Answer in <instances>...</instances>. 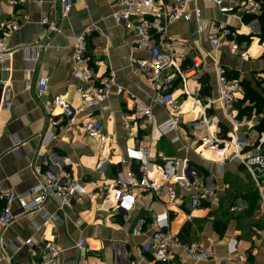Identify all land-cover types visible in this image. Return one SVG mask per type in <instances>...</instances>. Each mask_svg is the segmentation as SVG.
<instances>
[{"label":"crops","instance_id":"0c3cea01","mask_svg":"<svg viewBox=\"0 0 264 264\" xmlns=\"http://www.w3.org/2000/svg\"><path fill=\"white\" fill-rule=\"evenodd\" d=\"M198 5L203 9L207 31L199 32L195 20H179L170 29L171 37L191 51L183 55L177 64L186 68L192 63V56L196 53L206 56L212 50V25L216 20L223 19L232 27L241 28L242 35L251 37L250 40L240 42L250 53V58L244 60L239 55H232L223 46L217 53L219 63L228 68L230 75L242 79L246 90L247 85L256 86L257 82L264 87V77L261 75H264V38H261L260 20L243 15L242 21H239L232 14L221 13L211 2H200ZM117 6L112 0H81L61 20V32L48 35L42 18L51 15L60 19V0H22L14 5L10 0H0V23L11 21L20 24V28L8 41V45L14 49L11 61L0 63L2 189L17 193L31 189L38 183V177L30 163L40 162L46 156H50L55 163L63 161L60 157L68 158L71 163L68 169L73 176L84 182L88 190L96 189L105 181L111 182L118 176V162L126 145L140 140L143 144H151L150 151L152 155H157L159 162L162 161L161 156L179 158L182 167V160L188 159L191 165L211 176L216 185L215 198L205 201L200 207H192V196L202 191L206 181L198 177L192 180L191 187L178 186L179 200L174 204L165 203L167 196L164 187L156 193L140 195L131 217L127 219L113 213L109 209L111 203L104 202L101 197L93 200L87 198L83 203L73 202L63 207L57 200H48L46 210L55 220L44 218L40 212L17 218L3 235L7 252L12 253L15 264H32L33 257L29 247L23 246L16 251V244L33 237L39 243L57 242L61 248L62 264H116L111 241H125L131 251L136 246L146 245L156 230L153 220L155 214L168 208L169 230L172 234L186 241L213 245L215 249L214 257L202 262H196L183 251L177 250L170 264H264V211L259 205L251 175L240 160L236 156L224 159L221 153L212 150H205L201 155L190 148L185 149V142H171L172 134L149 143L150 126L144 118L134 115V101L136 98L149 104L155 92L149 87L146 77L135 73L130 66L132 58L144 57L146 53L137 50L135 34L126 31L123 25L115 23L111 17ZM83 32L87 34L88 55L94 71L98 75L114 71L116 82L129 92L121 96L113 94L108 100L82 113V117L89 115L101 118L106 130L115 133L110 136L109 146L102 155L97 140L88 137L79 127L62 123L53 129L56 136L46 146H43L40 136L48 126L45 115L47 101L61 94L74 105L80 103L76 91L78 79L74 75L77 67L72 62L71 42ZM42 41L50 45L41 51L35 71H28L26 59L35 57L34 46ZM4 65L11 69H4ZM42 75L49 77V84L47 95L39 98L36 86ZM2 81H6V87L14 95L13 106L9 109L3 105ZM26 82L31 84L30 89H26ZM217 88L216 66L208 57L205 58L202 69L193 76L188 79L181 76L175 78L172 91L181 102L183 132L188 129V122L201 114L205 99L216 94ZM242 99L241 96L235 107ZM153 111L159 121L165 120L169 115L168 109L157 103L153 104ZM209 111L216 112L224 119L223 107L219 103ZM246 114L254 117L256 125L249 132L255 135L264 113L254 111ZM16 141L21 143L18 144V149H15ZM234 205L236 209L233 211L231 207ZM14 207H18L17 202ZM141 217L146 219L143 231L134 235L135 223ZM81 238L87 239L84 250L78 247ZM233 245L237 252L231 254L230 247ZM236 253H245L248 260H230V256ZM144 255L145 259L136 256L141 264H163L154 261L150 252ZM83 256L85 259L82 262ZM0 264H8L2 250Z\"/></svg>","mask_w":264,"mask_h":264},{"label":"built area","instance_id":"2783aa9c","mask_svg":"<svg viewBox=\"0 0 264 264\" xmlns=\"http://www.w3.org/2000/svg\"><path fill=\"white\" fill-rule=\"evenodd\" d=\"M22 0H10L11 4H18ZM81 0H60V19L51 15L42 18V24L46 27L48 35L61 32V20L69 15L73 7ZM118 5L112 11L111 17L115 23L123 25L126 31L135 34L136 48L146 53L144 57L132 58L130 66L138 75L147 79L149 87L155 92L152 102L146 104L135 98L134 115L144 118L150 126L149 143L171 135V142H185V149L204 154L205 150H212L222 154L224 159L236 156L241 164L251 175L255 189L259 196V205L264 211V130H257L251 135L249 130L256 125L254 117L241 113L235 107L240 97H244L246 86L242 79L228 76V68L219 63L217 53L224 46L232 55H239L244 60H249L250 54L239 41L242 35L241 28H234L226 20H216L210 31L212 50L206 56L196 53L192 56V63L182 68L177 64L183 55L191 51L183 47V44L171 37L172 25L179 21H193L197 23L198 31H207L204 26L203 9L200 2H211L224 15H234L242 21L243 15L258 17L263 12L264 0H112ZM252 24V23H251ZM250 25V24H249ZM94 26H92L93 28ZM20 28L18 22L0 23V63L11 61L14 49L8 45L9 38ZM50 43L38 42L34 46L35 57L26 59L28 71H35L36 61L41 51ZM73 47L72 62L75 64L74 75L78 79L76 91L80 97V103L74 105L64 95H55L46 102L47 128L40 134L43 146H46L56 135L53 130L62 123L68 126L79 127L90 138L97 140L100 154L109 146L110 133L106 130L104 122L99 117L86 118L82 113L108 100L113 94L121 96L129 92L115 80L116 73L110 71L105 75H98L90 65L88 55L87 34L83 32L76 35L71 42ZM214 61L217 70L218 88L216 94L207 97L202 106V112L196 118L188 122V129H183V119L180 114L181 102L172 91L173 81L177 76L188 79L202 69L205 58ZM10 70V66L3 67ZM263 77L264 75L261 74ZM6 81L1 82L4 87L2 101L6 108H11L14 103V95L10 88L6 87ZM49 77L40 76L37 80L36 92L39 98L47 95ZM6 87V88H5ZM26 89L32 86L25 83ZM196 98V96H195ZM200 102V100H197ZM157 103L168 109L169 115L159 121L153 111V104ZM202 103V102H201ZM219 103L223 107L222 119L216 112L209 110ZM112 134V135H111ZM3 133L0 131V139ZM151 141V142H150ZM20 142H15L18 149ZM151 144H143L140 140L132 145H126L121 156L120 171L111 182L105 181L96 189L88 190L86 184L73 176L70 160L66 157L61 163H55L52 158L45 157L40 162H31L38 177V183L24 193L13 190H4L0 182V250L8 264L13 262V255L7 252V244L3 238L4 233L11 228L14 221L21 217L40 212L46 219H54L46 210L48 200H57L61 207L73 202L83 203L102 198L109 201V209L125 219L130 218L134 205L140 195L144 193H156L165 188L167 196L166 204H174L179 200L178 186L191 187L192 180L197 176L206 179L202 191L192 196L193 208L200 207L205 201L215 198L216 185L211 176L191 165L188 159H183L180 167L179 158H166L161 156V162L157 155H152ZM1 161V154H0ZM18 203L15 208L14 204ZM232 206L231 210H235ZM55 220V219H54ZM156 230L148 239L147 244L134 247L131 251L127 243L122 240H112L113 257L116 264H141L137 258L145 259V253L150 252L154 261L170 264L175 257V251H183L184 254L196 262L208 261L215 255L213 245H205L198 241H186L180 236L172 234L169 230L170 213L164 209L156 213L154 217ZM146 219H137L133 234L138 235L143 231ZM38 229V227H37ZM236 243L237 240L233 239ZM87 239L81 238L78 247L86 249ZM17 250L28 246L33 257L32 264H62L60 261L61 248L55 241L36 242L33 237L27 238L23 243L16 244ZM233 254L236 246L230 247ZM137 256V258H136ZM82 257V262L84 260ZM230 260L239 262L247 261L245 253H236L230 256ZM84 264V263H83Z\"/></svg>","mask_w":264,"mask_h":264},{"label":"trees","instance_id":"16d2710c","mask_svg":"<svg viewBox=\"0 0 264 264\" xmlns=\"http://www.w3.org/2000/svg\"><path fill=\"white\" fill-rule=\"evenodd\" d=\"M252 19H259L262 27V39L264 38V4H263V12L260 14L258 17L254 15H250ZM250 40L251 37L247 35H239L238 36V41L239 43L244 41V40ZM228 76L235 78L234 76L229 74L228 71ZM249 102V104H244L245 102ZM237 108L240 110V112L243 113H249L251 114L252 112L255 111V113H264V87L260 86V83L257 82V85H247V90L245 93V96L243 97L242 100H240L239 104L237 105ZM258 129L264 130V115L262 119L260 120L259 124L257 125ZM259 200V196H258Z\"/></svg>","mask_w":264,"mask_h":264},{"label":"rangeland","instance_id":"374dc122","mask_svg":"<svg viewBox=\"0 0 264 264\" xmlns=\"http://www.w3.org/2000/svg\"><path fill=\"white\" fill-rule=\"evenodd\" d=\"M250 54V53H249ZM261 86V85H260ZM197 178H198V176H197Z\"/></svg>","mask_w":264,"mask_h":264}]
</instances>
